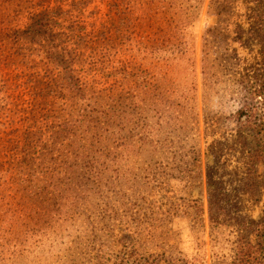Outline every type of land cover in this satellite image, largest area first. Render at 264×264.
<instances>
[{"label": "rangeland", "instance_id": "obj_1", "mask_svg": "<svg viewBox=\"0 0 264 264\" xmlns=\"http://www.w3.org/2000/svg\"><path fill=\"white\" fill-rule=\"evenodd\" d=\"M247 221L264 0H0V264H234Z\"/></svg>", "mask_w": 264, "mask_h": 264}, {"label": "trees", "instance_id": "obj_2", "mask_svg": "<svg viewBox=\"0 0 264 264\" xmlns=\"http://www.w3.org/2000/svg\"><path fill=\"white\" fill-rule=\"evenodd\" d=\"M66 68V66H65ZM69 82V79L67 80ZM71 82V81H70ZM70 87H78L76 84H70ZM77 92H80L78 90ZM244 111L241 110L238 112V116L241 117V115H244ZM262 227H256L254 226V223L252 221L245 222L244 228L248 227V229L251 231L250 233L256 234L257 232L264 229V224H262ZM260 228L259 231H257ZM263 234V232H261ZM258 243L252 244L250 240L248 239V236L240 235L237 241L236 248L234 250V264H264V255L259 252L258 247L260 245H263L264 242L261 241V237L258 235ZM263 252V251H262Z\"/></svg>", "mask_w": 264, "mask_h": 264}]
</instances>
